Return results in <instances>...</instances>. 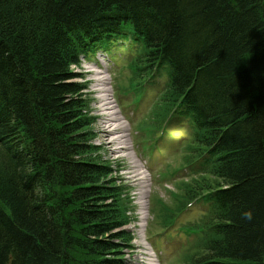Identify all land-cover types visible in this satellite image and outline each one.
Segmentation results:
<instances>
[{
	"label": "trees",
	"instance_id": "obj_1",
	"mask_svg": "<svg viewBox=\"0 0 264 264\" xmlns=\"http://www.w3.org/2000/svg\"><path fill=\"white\" fill-rule=\"evenodd\" d=\"M96 48L136 107L156 91L148 153L175 138L173 170L197 167L158 209L205 205L180 264H264V0H0V264H128L129 201L71 68Z\"/></svg>",
	"mask_w": 264,
	"mask_h": 264
},
{
	"label": "rangeland",
	"instance_id": "obj_2",
	"mask_svg": "<svg viewBox=\"0 0 264 264\" xmlns=\"http://www.w3.org/2000/svg\"><path fill=\"white\" fill-rule=\"evenodd\" d=\"M101 52L98 51L96 55L92 56L91 58H88L86 61L87 66L83 67H72L74 72H82L85 76V81L89 85V92L91 91L92 96H95L93 99V112L96 114H99L97 117L96 123L91 126V130L93 128L94 133H97L96 138L94 141H97L98 143L102 144L103 148L101 150V153L105 154L107 157L111 158L112 160H117L118 162H121V166L123 171L121 174L123 175L122 178L127 179V184L131 186L130 193L131 195H137V192L140 190V188H136L140 183L139 177L141 178L140 174H138V171L135 169L138 167V161L136 163H132V159L130 158V155L133 153L137 155L138 149L134 146L133 149L131 145H133V140L131 137V129L136 125L138 122L143 120L147 117V115L150 113L151 106H150V99L155 94V90L149 91L145 101L136 109L133 108V101L131 98L133 96L129 93L122 94L119 92H115V90L121 86H123V81L120 78H124L125 75H127V70L121 68V62L116 61V63H113V65L107 64V59L104 58L105 67L101 65L100 63H97V60L95 57L100 56ZM89 63H97V68ZM116 64V65H115ZM115 65V66H114ZM114 66V68H113ZM117 67V68H116ZM93 69L99 70L102 75H105L106 78V88L107 93L111 101H114V103L119 104L120 108L122 109L127 115V119L129 122H127L124 119V126L123 128H113L112 124L110 125V122L112 120L108 118L102 117L104 115V111H102V106L100 102V91L96 89V83L97 81L95 78V73L92 71ZM74 81H82L81 78H76ZM162 79H158V82H161ZM155 87V86H154ZM153 91V92H152ZM152 93V94H151ZM124 101V105L122 106L121 100ZM92 111L91 113L94 114ZM118 123V121H117ZM131 127V129H130ZM186 129L179 130L177 134L183 133ZM119 134H124V144L126 145L125 148H120L119 146H122V138L119 139V143L117 141H114L111 139L113 136H118ZM138 143V142H137ZM123 144V145H124ZM139 144V143H138ZM176 143H174L175 145ZM172 143L170 142L168 146L164 149L163 155L160 151H155L153 153V157H155V163H151V167L154 170H160V171H170L172 168H169L170 170L166 169V164H169L170 167H174V165H178L176 159V155H171L170 152ZM173 148V147H172ZM125 152L129 153V157L124 156ZM166 154V155H165ZM134 156V155H133ZM136 159V157H133ZM147 158V157H146ZM143 169L145 174V180L147 183V186H145V199H147L148 204V213L146 214L145 219H143V222H146V238L148 242L151 244V246L154 248L156 254L157 261H154L155 264H180L177 261V254H181L187 247L186 245H189V242H187L188 237L185 235H181V233H176V231L171 230L169 233H164L165 235H155V233L159 232V230L162 228L160 225L161 220H159V213L158 209L162 206V204H172L173 198L172 193L170 191H176L177 183L180 178H189L193 176H197L198 174H195L197 171V167L193 168H182L180 171L174 173V174H168L166 178L161 177H153L152 174L148 171V166L146 163H143ZM150 169V168H149ZM180 177V178H179ZM171 180V181H169ZM162 201V202H161ZM197 207L201 208V205H197ZM198 208V209H200ZM196 209V204L193 208L187 209L184 211L183 216L181 215L179 219V223L177 226L189 221H192L196 218H198L199 210ZM176 230V228H175ZM186 247V248H185ZM132 254V262L131 264H144L141 261V255L140 251L136 250L131 253ZM180 255H178L179 257ZM159 258V260H158ZM160 261V262H159Z\"/></svg>",
	"mask_w": 264,
	"mask_h": 264
},
{
	"label": "bare ground",
	"instance_id": "obj_3",
	"mask_svg": "<svg viewBox=\"0 0 264 264\" xmlns=\"http://www.w3.org/2000/svg\"><path fill=\"white\" fill-rule=\"evenodd\" d=\"M106 76L102 75V73L100 71H96L95 74V80L97 81L96 83V89L99 90L100 93V99H101V106H102V111H107L110 110V114L112 115L110 120H112V122H110V125L112 124L113 128H123L124 124H123V120H122V116H120V114L118 112H116L115 110H113V104H111V101L109 100V96L106 88ZM118 120V123H117ZM125 135L124 134H119L118 136H113L111 137L112 140L117 141L119 143V139H124ZM123 143V141H122ZM119 147H125V144ZM134 163V162H133ZM136 171H138V174H140L141 177H143V171L141 170L140 167L135 169ZM123 197L126 196L125 193L122 194Z\"/></svg>",
	"mask_w": 264,
	"mask_h": 264
},
{
	"label": "clouds",
	"instance_id": "obj_4",
	"mask_svg": "<svg viewBox=\"0 0 264 264\" xmlns=\"http://www.w3.org/2000/svg\"><path fill=\"white\" fill-rule=\"evenodd\" d=\"M243 215H244L245 218L251 219L252 212H251V210H246V211L243 212Z\"/></svg>",
	"mask_w": 264,
	"mask_h": 264
}]
</instances>
